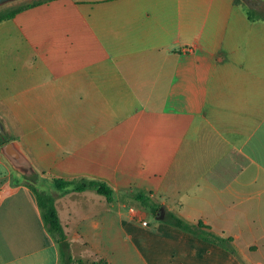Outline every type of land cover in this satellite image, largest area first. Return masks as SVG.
<instances>
[{
	"label": "crops",
	"instance_id": "1",
	"mask_svg": "<svg viewBox=\"0 0 264 264\" xmlns=\"http://www.w3.org/2000/svg\"><path fill=\"white\" fill-rule=\"evenodd\" d=\"M263 15L264 0H45L0 19V121L74 258L264 264ZM26 177L0 150V264H60Z\"/></svg>",
	"mask_w": 264,
	"mask_h": 264
},
{
	"label": "trees",
	"instance_id": "2",
	"mask_svg": "<svg viewBox=\"0 0 264 264\" xmlns=\"http://www.w3.org/2000/svg\"><path fill=\"white\" fill-rule=\"evenodd\" d=\"M43 1L45 0H30V1L18 2L14 6L9 7L3 11H0V19L5 17H11L15 13L23 9H26L28 7H31L35 4L41 3ZM236 1L240 2V0H236ZM254 11L255 10L254 8H252V6H247V12L249 18H253L255 14ZM7 139L8 137L6 135L5 136L0 135V144L7 141ZM37 181H41L40 179H38L37 174L35 176L26 177V182L35 193L37 204L41 210V216L45 224V227L52 234L55 241L57 242L59 256H60V264H105V261L103 259L87 262L82 260L81 258H74L71 255L66 234L64 232L63 226L59 221L57 210L54 205V198L51 194L45 192L44 190H38L33 184L34 182ZM50 182L55 187L64 190L66 189V190L80 191L86 188H92L98 193L104 195L107 200H111L112 197V189L109 186H107L105 183L100 181H95V180L73 181V180H65L61 178H52ZM136 198L137 200H140L143 203L146 202L143 196L137 195ZM166 219L169 223H171L176 227L190 231L205 240L228 247V245L226 244L227 239L212 234L208 230H205L206 228H201L202 226L201 223L193 226L185 222L181 218L177 217L173 213H168Z\"/></svg>",
	"mask_w": 264,
	"mask_h": 264
},
{
	"label": "water",
	"instance_id": "3",
	"mask_svg": "<svg viewBox=\"0 0 264 264\" xmlns=\"http://www.w3.org/2000/svg\"><path fill=\"white\" fill-rule=\"evenodd\" d=\"M19 1V0H0V6L5 5L10 2ZM244 2H248L249 0H243ZM5 130L3 124L0 121V135H4ZM1 152L6 156L9 162L12 164L13 167L20 170L25 176H35L36 172L29 164L26 157L22 154V152L18 149L13 141L4 142L0 146Z\"/></svg>",
	"mask_w": 264,
	"mask_h": 264
},
{
	"label": "rangeland",
	"instance_id": "4",
	"mask_svg": "<svg viewBox=\"0 0 264 264\" xmlns=\"http://www.w3.org/2000/svg\"><path fill=\"white\" fill-rule=\"evenodd\" d=\"M24 1H30V0H19V1H14V2L7 3V4H5V5L0 6V11H3V10H5V9L9 8V7H12V6H14L16 3H18V2H24ZM5 135H6L7 137H9V135H8L7 133H5V134L2 135V136H5Z\"/></svg>",
	"mask_w": 264,
	"mask_h": 264
},
{
	"label": "built area",
	"instance_id": "5",
	"mask_svg": "<svg viewBox=\"0 0 264 264\" xmlns=\"http://www.w3.org/2000/svg\"><path fill=\"white\" fill-rule=\"evenodd\" d=\"M129 212L133 215H136V216H139L140 215V211L137 210L135 207H129ZM140 222L143 224V225H146L147 224V221L144 220V219H140Z\"/></svg>",
	"mask_w": 264,
	"mask_h": 264
}]
</instances>
